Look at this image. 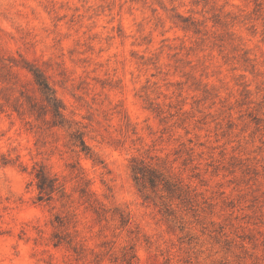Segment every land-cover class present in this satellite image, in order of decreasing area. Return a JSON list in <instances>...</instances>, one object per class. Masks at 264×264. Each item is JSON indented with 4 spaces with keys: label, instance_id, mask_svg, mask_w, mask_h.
Returning <instances> with one entry per match:
<instances>
[{
    "label": "clouds",
    "instance_id": "obj_1",
    "mask_svg": "<svg viewBox=\"0 0 264 264\" xmlns=\"http://www.w3.org/2000/svg\"><path fill=\"white\" fill-rule=\"evenodd\" d=\"M0 264H264V0H0Z\"/></svg>",
    "mask_w": 264,
    "mask_h": 264
}]
</instances>
